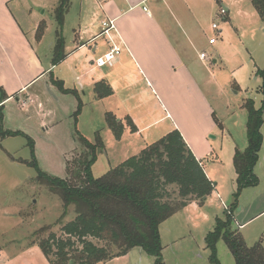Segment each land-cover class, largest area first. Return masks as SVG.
<instances>
[{
	"label": "rangeland",
	"instance_id": "obj_1",
	"mask_svg": "<svg viewBox=\"0 0 264 264\" xmlns=\"http://www.w3.org/2000/svg\"><path fill=\"white\" fill-rule=\"evenodd\" d=\"M201 2L204 10H209L212 5L215 7L214 14L207 16L200 23L193 44L198 52L204 51L208 55L207 61H202L205 63L197 62L194 65L203 69L204 80L211 85L209 87L211 90L207 88L210 91L208 97L221 125L208 136L214 151L211 159L205 160L204 168L212 177L213 184L217 183V186L214 194L212 193L202 205L179 212L161 225L160 240L165 264H210L204 239L214 230L216 219L224 218V212L233 204L232 194L236 191V175L233 165L232 167L230 165L232 147L235 146L232 139L235 144L244 141L247 143L245 131L247 117L242 106L248 99L253 100L255 107L264 102L262 78L259 73L257 74L258 71H264V25L251 2L249 0H201ZM58 3L59 0H42L41 4H52L56 8ZM223 8L227 9V12L223 11ZM69 9L70 11L65 14L67 18L62 29L63 38L66 40L71 38L76 18L75 8ZM44 10L43 5L35 8L39 18L36 36L44 35L43 43L37 49L42 63L50 59L52 61L57 27L54 11L52 13L48 10L42 14ZM212 24L217 26V31L211 29ZM210 38H216L214 45H208ZM212 60H216V63L212 64ZM42 83L43 81L38 83V88ZM104 86H94L92 88L94 97L89 101L82 99L90 104L84 106L76 117L77 123L73 117L77 101L73 111L71 104L73 105L75 99L66 96L62 97L59 103L48 90L41 99H37L29 107H21V102L17 104L13 100L4 106L2 111L0 110L2 124L0 129L5 132L9 130L21 132L16 136L2 138L0 134V245L4 246L17 239L24 244L30 240L49 239L52 235L64 237L61 232L63 226L73 221L76 216L74 208L70 207L68 211L66 209L60 225H57L64 212L59 197L50 193L43 185H39L36 182V170L22 162H30L32 157L41 173L52 179H64L66 164L72 166V160L82 153L78 134L94 143V135L99 133L107 148L105 150L110 149L107 154L99 155L98 161L92 167L95 178L102 177L111 168L119 165L118 163L124 162L123 156L131 153L133 147L130 149L129 145L116 144L109 139L110 132L105 117L108 113L113 114L118 110L108 99L103 98L99 103L94 101L98 95L105 94ZM46 98L50 99L47 106ZM38 103L42 108L39 109ZM122 125L129 126L127 121ZM167 125L164 122L155 127L153 131L158 136L155 142L168 134L170 130L166 128ZM261 133L264 147V112ZM111 136H114L113 133ZM26 138L32 141V153ZM246 146L247 144L240 145L237 150L243 151ZM141 151L126 160L137 156ZM263 160L260 156L261 164ZM257 174L262 181L263 176L259 169ZM262 189L263 182L257 188L242 191L236 213V217L241 214L238 220L247 221L249 217L259 212L264 205V199L260 200L264 195ZM169 192L175 194L176 189L171 188ZM252 198L255 203L249 206ZM242 205L247 207L241 208ZM47 226L52 229L35 236V232ZM232 226L234 228L235 224ZM243 231L248 239L258 240L264 233V213L250 221ZM252 244L246 243L247 246ZM216 248L220 264H235L223 241H219ZM136 264H153V259L141 253V256L136 258Z\"/></svg>",
	"mask_w": 264,
	"mask_h": 264
},
{
	"label": "crops",
	"instance_id": "obj_2",
	"mask_svg": "<svg viewBox=\"0 0 264 264\" xmlns=\"http://www.w3.org/2000/svg\"><path fill=\"white\" fill-rule=\"evenodd\" d=\"M41 3L42 0H0V89L6 98L1 102L0 94L1 111L13 100L17 104L21 102V107H29L37 99H41L46 90L59 103L62 97L70 96L75 99L71 104L74 111L76 98L61 93L53 81L61 82L65 89L75 90L84 109V106L90 104V98L94 97L92 88L98 84L107 85L111 93L103 98L110 100L118 110L113 115L121 125L129 119L135 129L131 131L130 125L129 128L124 126L119 140L111 136L112 132L108 129L110 141L129 145L130 149L133 147L131 153L124 155L122 160L154 143L158 136L153 130L164 122L168 124L166 128H169V132L177 130L181 134L197 160L211 159L214 148L208 136L217 127L213 120V117L216 118L213 105L208 97L211 85L204 80L203 69L194 65L197 62L205 63L202 61H207L208 55L204 51L198 52L193 40L200 29V23L214 14L213 5L209 10H204L201 0H100V5L97 0H70V8L76 10L74 27L71 38H64L65 57L53 65L51 59L42 63L37 53L44 35L39 38L36 36L39 18L35 8L43 5L45 10L42 14L48 10L53 13L55 10L54 5ZM143 7L148 9L149 15L143 12ZM66 18L65 16L64 24ZM107 20L114 21L115 29L105 36L102 35V22ZM112 46L121 48L120 56L114 63L96 68L94 61ZM52 47L51 43V49ZM200 53L206 54L207 59L200 60ZM215 63L216 60H212V64ZM41 81L43 83L38 88ZM103 98L97 97L94 101L99 103ZM82 99L88 100L87 103ZM49 102L50 99L46 98L45 105ZM37 106L42 108L40 103ZM232 142L235 146L232 147L230 157L231 167L234 150L247 144L245 141L235 144L233 139ZM109 151L110 149L104 150L99 155ZM260 156L264 159L263 143L254 168L258 184L251 188H257L261 182L264 187V160L261 164ZM258 169L262 173V181L257 174ZM205 174L210 181L213 180L206 171ZM216 186L217 183H214V189ZM252 199L249 206L255 203ZM262 199L264 195L260 198ZM197 206V203L192 202L179 212L195 209ZM243 207L246 208L247 205H242L241 208ZM237 209L233 229L240 232L247 244L254 242L248 245L251 247L259 239H248L243 230L250 221L264 213V205L247 221L238 220L241 214L236 217ZM21 243L17 239L4 246L1 244L0 264H49L37 243L31 240ZM141 253L144 252L135 248L124 256L99 264H136V258Z\"/></svg>",
	"mask_w": 264,
	"mask_h": 264
},
{
	"label": "trees",
	"instance_id": "obj_3",
	"mask_svg": "<svg viewBox=\"0 0 264 264\" xmlns=\"http://www.w3.org/2000/svg\"><path fill=\"white\" fill-rule=\"evenodd\" d=\"M249 1L264 25V0ZM69 8L70 0H59L54 10L57 27L53 65L65 57L62 29ZM258 73L262 78L261 90L264 95V71ZM53 83L61 93L76 98L77 109L73 117L77 123L76 117L83 106L79 94L75 90L65 89L61 82ZM104 87L107 94L98 95V98L110 95L109 87ZM0 94L1 102L5 101L1 89ZM242 108L247 117V146L243 151L235 149L233 154L232 165L236 175L233 204L224 212V218L216 219L214 230L204 239L210 264H220L216 248L219 241L224 242L235 264H264V234L249 247L240 232L232 226L241 192L258 184L254 168L263 143L261 127L264 102L255 107L253 100L248 99ZM213 120L216 126L221 127L215 117ZM105 121L115 139L119 140L123 132L121 123L109 113ZM127 121L131 131H135L130 120ZM0 130L1 138L21 134L5 132L2 128ZM94 137V143H91L78 134L82 153L72 160V166L66 164L64 179H52L41 173L32 157L30 162H22L36 170V182L39 185L59 197L64 212L57 225L64 219L66 209L68 211L73 207L76 215L73 221L63 226L61 232L64 237L52 235L49 239L33 242L38 244L49 264L106 263L135 248L151 257L153 264H165L160 225L192 202L202 205L214 191L213 182L205 174V160H197L181 134L173 130L145 147L137 156L111 168L102 177L95 178L92 167L98 155L105 150V145L99 133H95ZM26 139L32 153V141ZM171 188L176 189L175 194L169 192ZM50 229L48 226L39 229L35 236Z\"/></svg>",
	"mask_w": 264,
	"mask_h": 264
},
{
	"label": "built area",
	"instance_id": "obj_4",
	"mask_svg": "<svg viewBox=\"0 0 264 264\" xmlns=\"http://www.w3.org/2000/svg\"><path fill=\"white\" fill-rule=\"evenodd\" d=\"M98 5H100V0H97ZM143 12L146 13L147 15L150 14V12L148 11V9L146 7H143ZM115 29V25H114V21L112 20H107L102 22V35L107 36L110 30ZM211 29L213 31H217V26L215 24L211 25ZM216 42V38H210L208 41L209 45H214ZM121 48L118 46H112L105 54H103L101 57L97 58L94 61V66L96 68H102L106 65H109L111 63H114L117 58L120 56L121 54ZM199 59L200 60H206L207 56L204 53H200L199 54ZM227 210V209H226Z\"/></svg>",
	"mask_w": 264,
	"mask_h": 264
},
{
	"label": "water",
	"instance_id": "obj_5",
	"mask_svg": "<svg viewBox=\"0 0 264 264\" xmlns=\"http://www.w3.org/2000/svg\"><path fill=\"white\" fill-rule=\"evenodd\" d=\"M223 11H225V12H226L227 10H226V9H223Z\"/></svg>",
	"mask_w": 264,
	"mask_h": 264
}]
</instances>
